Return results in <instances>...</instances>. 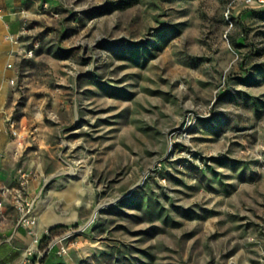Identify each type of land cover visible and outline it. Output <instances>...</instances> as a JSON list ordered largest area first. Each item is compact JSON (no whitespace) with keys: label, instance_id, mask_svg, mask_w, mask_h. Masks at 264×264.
Returning a JSON list of instances; mask_svg holds the SVG:
<instances>
[{"label":"rangeland","instance_id":"374dc122","mask_svg":"<svg viewBox=\"0 0 264 264\" xmlns=\"http://www.w3.org/2000/svg\"><path fill=\"white\" fill-rule=\"evenodd\" d=\"M18 42L24 186L77 242L47 263L264 264V0H41Z\"/></svg>","mask_w":264,"mask_h":264},{"label":"crops","instance_id":"0c3cea01","mask_svg":"<svg viewBox=\"0 0 264 264\" xmlns=\"http://www.w3.org/2000/svg\"><path fill=\"white\" fill-rule=\"evenodd\" d=\"M40 2L41 0H0V199L3 201V206L0 210V234L10 233V236L15 239H19L23 235L26 246L31 244L33 236L28 234L23 227L19 226V213L15 210L8 197H3L1 188L7 186L5 184L10 181L11 171L14 172L13 166H15V164H21L26 170L33 172V175L31 176L33 181L29 185V189L32 191H36L41 184L40 177L42 172L38 166V163H33L31 166H26V163L22 158L24 149L22 150L20 157H17L13 154L15 146L13 140L15 139L7 129L6 123V118L10 116V113L8 107L5 106L4 95L6 93L5 91L7 85V71L5 67L13 59L14 51L20 45L18 39L14 40L21 25L20 10H24L28 14H31L32 11L38 9ZM10 36H13L14 38L11 39ZM16 123L18 130L23 136V142L25 143L23 129L18 127V122ZM12 186L14 185L11 184L7 187ZM29 194L33 199L34 204V213L36 216L34 232L37 236L41 237L50 227L66 222L62 220V216L64 215L56 212L53 206L48 203L46 204V207H50L51 209L47 208L45 210H39L37 213V203L42 196L39 195V198L36 200L32 197L31 193ZM61 194L67 200L73 197V191L71 188L64 190ZM44 200L46 199L44 198ZM10 221L14 222L13 225L9 226ZM3 245L4 247H2ZM0 251L1 255L3 256H10L12 252H14L10 244L3 243L2 241H0ZM20 258H18L14 264H16ZM48 260L49 259L46 257L44 262L46 264H52L47 263Z\"/></svg>","mask_w":264,"mask_h":264},{"label":"built area","instance_id":"2783aa9c","mask_svg":"<svg viewBox=\"0 0 264 264\" xmlns=\"http://www.w3.org/2000/svg\"><path fill=\"white\" fill-rule=\"evenodd\" d=\"M20 14V29L15 38L13 36H10V38H14V40H17L19 36L27 32L28 30L29 14L24 10H20ZM27 53L31 54L32 49L29 48L27 50ZM6 123L7 129L15 139L13 154L17 157H20L21 152L24 149L23 136L17 128L15 119L9 116L6 118ZM14 174L17 181L16 185L12 187H2L1 193L3 197H8L15 210L19 213V226L23 227L28 234L33 236L31 244L25 248L23 256L16 262V264H46L44 260L46 258V255L50 252H54L55 254L60 256L67 254L69 246L77 243L74 239L70 242L67 240L72 233L67 232L57 234L51 237L46 242V245L43 248L40 247L41 237L37 236L33 229V226L36 222L33 199L26 191L24 186L28 178L33 175V172L26 170L21 164H16L14 167ZM2 206L3 201L0 199V210ZM47 230L45 231V233H47Z\"/></svg>","mask_w":264,"mask_h":264},{"label":"trees","instance_id":"16d2710c","mask_svg":"<svg viewBox=\"0 0 264 264\" xmlns=\"http://www.w3.org/2000/svg\"><path fill=\"white\" fill-rule=\"evenodd\" d=\"M65 230V227L62 224H56L50 227L43 236H41L40 247L43 248L46 245V242L53 236L60 234Z\"/></svg>","mask_w":264,"mask_h":264}]
</instances>
